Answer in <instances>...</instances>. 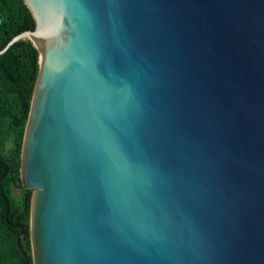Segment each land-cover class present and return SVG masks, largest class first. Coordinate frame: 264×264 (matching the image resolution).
I'll return each instance as SVG.
<instances>
[{
	"label": "water",
	"instance_id": "1",
	"mask_svg": "<svg viewBox=\"0 0 264 264\" xmlns=\"http://www.w3.org/2000/svg\"><path fill=\"white\" fill-rule=\"evenodd\" d=\"M23 1L32 264H264V0Z\"/></svg>",
	"mask_w": 264,
	"mask_h": 264
},
{
	"label": "trees",
	"instance_id": "2",
	"mask_svg": "<svg viewBox=\"0 0 264 264\" xmlns=\"http://www.w3.org/2000/svg\"><path fill=\"white\" fill-rule=\"evenodd\" d=\"M34 25L23 0H0V51ZM38 72L39 53L28 39L0 55V264H32V190L22 187L20 163ZM15 189L20 190L18 197Z\"/></svg>",
	"mask_w": 264,
	"mask_h": 264
},
{
	"label": "rangeland",
	"instance_id": "3",
	"mask_svg": "<svg viewBox=\"0 0 264 264\" xmlns=\"http://www.w3.org/2000/svg\"><path fill=\"white\" fill-rule=\"evenodd\" d=\"M20 195V190L15 189L14 190V196L18 197Z\"/></svg>",
	"mask_w": 264,
	"mask_h": 264
}]
</instances>
